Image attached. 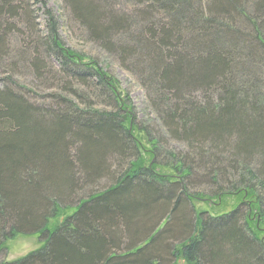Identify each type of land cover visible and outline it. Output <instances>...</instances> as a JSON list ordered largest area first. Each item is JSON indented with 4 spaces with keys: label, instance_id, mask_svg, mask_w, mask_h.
<instances>
[{
    "label": "trees",
    "instance_id": "16d2710c",
    "mask_svg": "<svg viewBox=\"0 0 264 264\" xmlns=\"http://www.w3.org/2000/svg\"><path fill=\"white\" fill-rule=\"evenodd\" d=\"M43 1L0 0V255L41 242L0 264H264V0H62L155 96L159 130L50 11L33 38Z\"/></svg>",
    "mask_w": 264,
    "mask_h": 264
},
{
    "label": "rangeland",
    "instance_id": "374dc122",
    "mask_svg": "<svg viewBox=\"0 0 264 264\" xmlns=\"http://www.w3.org/2000/svg\"><path fill=\"white\" fill-rule=\"evenodd\" d=\"M43 3L45 4L42 6L36 5L33 7L35 24L38 28V34H34L35 37L33 38L36 39L37 37L41 38L42 36H48V34L50 33L45 10L50 11L55 16V19L57 21V34L61 39L63 45L65 46L64 48L85 55L87 57L86 60L91 59L97 62L100 67L104 68L107 72L112 74L119 83V89L123 93L122 98L126 99L125 97L129 95L132 105L137 110L140 123L149 125L155 130H159L161 128V123L158 120L157 115L154 112V108L151 104V100H155V96L150 93L148 88L143 87L141 78L135 73L127 70V68H125L122 63H120L118 57L114 53L103 49L96 43H93L88 38L86 31L74 20V18L71 17L70 13L66 10V7L63 8L62 0H44ZM135 9L136 8L133 6V4H131V0H121L117 7V10L124 11L125 13H131ZM24 26L26 28V25ZM22 41V38L19 37L14 38L11 41L14 49V54L11 61L14 60L15 63H19L16 55L24 47ZM51 63H55V61L52 60ZM2 65L4 64L0 63V68L2 67L4 69ZM19 65L21 66V75L17 77H22V81L20 80L19 82L26 83L29 87H32L35 91H37L38 94H43L44 92L51 93L53 91L59 93L56 82L52 81H50V84L52 85L50 90H48L47 87L44 88L43 86H40V89L39 87L37 89L35 87L36 85H38L36 79L32 76L30 71L26 69V67H24L25 65L23 63H20ZM53 72H55V75L59 77L56 71L53 70ZM52 77H54V75ZM95 100L97 101V99ZM96 105L98 106V108H103V105H101V103H96ZM173 145L178 146L176 144ZM105 183V181L101 182V187L107 186L108 183L104 186ZM232 198L233 197H229L228 201L226 199V201L224 202H214L210 206L206 202L198 201L195 203V206L197 210L208 211L209 214L212 215L220 214L223 211H228L232 208L234 204V200ZM60 221H62V219H60ZM254 224L257 226L256 223ZM260 229H262V227L258 229V233H260ZM7 246V250L0 255V262H2L3 260L15 261L20 257L27 255L31 251L36 250L41 246V242L38 235L18 236ZM176 264L187 263L183 259H179L177 260Z\"/></svg>",
    "mask_w": 264,
    "mask_h": 264
}]
</instances>
